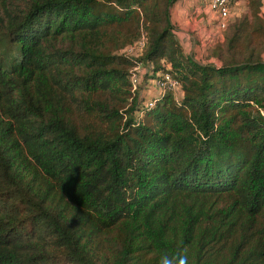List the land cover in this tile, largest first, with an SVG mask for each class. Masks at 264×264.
<instances>
[{"label": "trees", "instance_id": "obj_1", "mask_svg": "<svg viewBox=\"0 0 264 264\" xmlns=\"http://www.w3.org/2000/svg\"><path fill=\"white\" fill-rule=\"evenodd\" d=\"M173 2L0 0V264H264V13L203 61Z\"/></svg>", "mask_w": 264, "mask_h": 264}, {"label": "rangeland", "instance_id": "obj_2", "mask_svg": "<svg viewBox=\"0 0 264 264\" xmlns=\"http://www.w3.org/2000/svg\"><path fill=\"white\" fill-rule=\"evenodd\" d=\"M201 8H203V5L201 6ZM258 8H259V13L262 15L264 13V11H262L264 10V0H259ZM204 10H206V8ZM247 11H248V7H247L246 0H238V4L231 10L230 17L228 20L229 22L228 27L220 34L218 33V31L215 30V28H212L211 24H213V22H211L209 18H208L207 23L203 22V24H209V26H206V25L200 26V30L198 28V25H196V27H194L193 24L179 25L177 22H174L172 19H171V22L173 24L174 34L183 52L191 54L194 57L205 61L207 59L213 58L210 55L211 48L215 47L216 44H222L223 39L221 38V34H223V36L227 34L230 30V24L233 21L237 20L243 12H247ZM208 14L209 12L206 10V13H203L202 15L204 17H206L205 15L209 17ZM262 17L264 18V16ZM210 26H211V29L209 28ZM197 30H199L200 32H198ZM255 40L256 39H254L253 41ZM124 51L128 53V49H124ZM149 69H150V66L140 64V70L138 74H140V78H142V80L144 79L142 83H145L144 84L145 89L151 90V87H152L150 84L151 80L147 82V79H149L148 74L150 73ZM173 95L175 96V98H178L180 96V88L175 90L173 92Z\"/></svg>", "mask_w": 264, "mask_h": 264}, {"label": "built area", "instance_id": "obj_3", "mask_svg": "<svg viewBox=\"0 0 264 264\" xmlns=\"http://www.w3.org/2000/svg\"><path fill=\"white\" fill-rule=\"evenodd\" d=\"M204 4L207 10L210 13L214 28L216 31H222L229 20L231 10L238 4V0H205ZM143 45L142 38L133 42L130 45H127L124 49H128L127 54H136ZM123 52L126 54V52ZM140 64L137 63L130 68L129 72V81L131 84V89H133L136 83L139 81L140 74ZM160 77L150 79V84L153 88L155 95H160L161 92L165 90H171L174 92L179 89V84L177 80L169 75L167 72H162L159 75ZM154 103V98L148 97L144 100L143 104L146 106H151ZM261 113L264 114V110H261Z\"/></svg>", "mask_w": 264, "mask_h": 264}, {"label": "crops", "instance_id": "obj_4", "mask_svg": "<svg viewBox=\"0 0 264 264\" xmlns=\"http://www.w3.org/2000/svg\"><path fill=\"white\" fill-rule=\"evenodd\" d=\"M204 1L205 0H174L173 4L170 7V19H172L174 22H177L179 25L193 24L194 27L198 25L199 30H200V26H205V25L209 26V24H203V22L207 23L208 18L212 22L210 13L208 14L209 17H207V15H205L206 17L202 15L203 13H206L207 10ZM201 4L203 5V8H201L202 6ZM205 8L206 10H204ZM211 26L212 28H214V24H211ZM211 26L209 27L210 29ZM199 30L197 31L200 32ZM151 91H152V87L150 92Z\"/></svg>", "mask_w": 264, "mask_h": 264}, {"label": "clouds", "instance_id": "obj_5", "mask_svg": "<svg viewBox=\"0 0 264 264\" xmlns=\"http://www.w3.org/2000/svg\"><path fill=\"white\" fill-rule=\"evenodd\" d=\"M159 264H188V255L186 251H178L173 255H162Z\"/></svg>", "mask_w": 264, "mask_h": 264}]
</instances>
